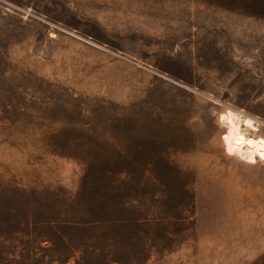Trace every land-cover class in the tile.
Listing matches in <instances>:
<instances>
[{
	"label": "rangeland",
	"instance_id": "374dc122",
	"mask_svg": "<svg viewBox=\"0 0 264 264\" xmlns=\"http://www.w3.org/2000/svg\"><path fill=\"white\" fill-rule=\"evenodd\" d=\"M264 0H0V264H264Z\"/></svg>",
	"mask_w": 264,
	"mask_h": 264
},
{
	"label": "bare ground",
	"instance_id": "6f19581e",
	"mask_svg": "<svg viewBox=\"0 0 264 264\" xmlns=\"http://www.w3.org/2000/svg\"><path fill=\"white\" fill-rule=\"evenodd\" d=\"M218 118L226 130L221 140L227 152L255 155L264 148V141L250 134L251 131H257L258 123L255 119L230 110L220 114Z\"/></svg>",
	"mask_w": 264,
	"mask_h": 264
}]
</instances>
